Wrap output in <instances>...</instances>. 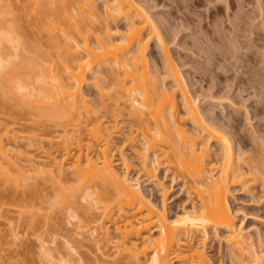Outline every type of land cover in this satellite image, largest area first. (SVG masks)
<instances>
[{
    "label": "bare ground",
    "instance_id": "6f19581e",
    "mask_svg": "<svg viewBox=\"0 0 264 264\" xmlns=\"http://www.w3.org/2000/svg\"><path fill=\"white\" fill-rule=\"evenodd\" d=\"M98 1L0 0V103H5L7 98L17 99L29 110L30 117L58 120L57 124L63 126L64 132L57 135L58 141L48 140L57 141L56 146L61 144L64 147L61 157L56 155L57 149L55 156L46 150L43 157L38 158L35 154L38 151L33 154L38 148L34 147L41 143L36 139V133L29 135L23 144L15 135L11 137L2 133L0 128V177L24 191L31 182L38 184V180L28 172L47 168L53 193L61 189L62 203L70 202L67 219L76 218L83 227L91 223L95 225L90 228L91 235L97 234L94 244L108 241L110 227L105 220L111 217L110 222L114 219V239L117 237L119 250V259L114 262L118 264H141L138 263L141 257H144V264H214L206 245L211 234L218 236L220 233L226 234L237 254L241 253L238 256L245 255L251 264H264V258L236 226L229 200L231 184L238 179L245 180L240 163L246 159L235 158L237 155L231 138L223 135H227L228 129L216 128L215 117L206 115L193 99L189 85L169 54L165 42L169 31H164L160 23L158 26L148 8L137 0ZM23 16L31 18L29 26L36 29L34 38L28 32L29 28L23 27ZM153 38L164 52V60L161 68L154 64L152 70L148 49ZM41 40L53 49L52 53L44 49ZM94 70L111 79H108L110 86L109 83L103 85L106 82L103 76L95 77L97 81L94 80L93 85L99 89V96H104L100 102L104 100L106 105L104 102L98 104L107 107L110 95L111 105L115 99L123 104L126 101L124 105L127 106L129 103V109L134 110L146 128L141 133L146 152L153 151L156 161L171 163L174 160L178 166L174 168H180L181 174H186L183 176L188 179L185 183L198 200L191 210L185 208L176 216H170L164 203L161 205L150 200L143 189L140 173L130 177L131 167L123 156L124 159L121 157L120 160H125L122 161L125 165L119 166L121 161L115 160L111 150L113 128H118L116 122L119 120L115 121V118L114 127L113 123L108 125L111 120L107 123L100 116L95 120L92 116L96 111L83 90V86L90 83L89 75ZM104 70L109 75L103 73ZM168 79L172 83L171 89L161 85ZM100 82H103L101 86ZM105 86H108V91ZM105 96H108L107 100ZM117 103L114 107L118 113L122 103H118L119 106ZM183 112L187 118L183 117ZM187 120H190V127H187ZM65 122L76 125L77 132L73 131L75 126L71 129L73 134L68 132ZM86 133L88 139L84 147ZM212 138L223 147V152H216L213 159L208 148V141ZM74 139L76 143L72 142ZM74 145L77 148H73ZM259 156V163L263 159L264 164V156ZM71 158L73 161L65 167ZM21 160L27 164L22 165ZM67 168H72L76 176H87V181H105L104 184L113 189L107 196L97 194L91 198L96 191L93 187L87 188L77 200L73 199V191L70 193L71 201L63 184ZM214 171L219 172L218 176ZM42 190L36 186V192ZM162 191L167 193L165 188ZM25 195L24 203H32L42 196H30V192L29 196ZM88 198H91V204L83 205ZM196 237L200 240L195 241ZM71 241L63 246L70 252L68 255L76 249ZM128 258L131 259L126 261ZM85 263V260L79 261V264Z\"/></svg>",
    "mask_w": 264,
    "mask_h": 264
},
{
    "label": "rangeland",
    "instance_id": "374dc122",
    "mask_svg": "<svg viewBox=\"0 0 264 264\" xmlns=\"http://www.w3.org/2000/svg\"><path fill=\"white\" fill-rule=\"evenodd\" d=\"M137 1L148 8L157 25L160 23L159 25L164 31H169V37L165 36L169 54L177 63V67L189 85L193 99L196 100L199 108L206 115L211 114L215 117L214 126L216 128L228 129L227 135L226 133L223 135L231 138L237 155L235 158L238 159L240 156L239 159L245 157L247 160L242 162L244 164L240 163L245 180L239 181L238 179V182L234 181L231 184L229 200L236 226L248 237V242L254 245L258 254L264 258V169L262 166L264 164H262V158L261 164L259 163L260 158H257L259 155L264 156V0ZM98 3L101 1L99 0ZM30 19L29 16H23L21 23L24 28H29L28 32L34 38L36 29L29 26ZM41 41L44 49H48L47 51L52 53L53 49L45 44L44 40ZM158 45L159 43L153 38L148 49L149 65L152 70L155 65L160 68L163 65L164 52ZM103 73L109 75V72L105 70ZM92 74L89 75L90 83L83 86V90L91 107L96 111L92 116L95 117V120L100 116L107 123L111 120L109 126H112V123L113 127L114 124H118V128H113L111 143L115 160L120 162L122 156L125 158L127 162L123 160V157L122 161L131 167L130 177H136L140 173L143 189L147 192L150 200L161 205L164 203L170 216H176L185 208L191 210L193 205L198 204V200L185 183V180L188 179L183 176L186 174L182 175L183 172L181 174L180 168H174L177 166L173 163L174 160L170 161L172 164L163 162L160 160L161 157L160 161H156L157 158L153 151L146 152L147 146L144 138L142 139L143 134H141L146 128L139 119L140 117L136 116V113L134 114V110L129 109V103H127L128 106L124 105L125 100L123 104L122 101L118 102L115 99V103H122L119 108L121 111L118 110L117 113V108L114 107L115 103L111 105L113 103L110 99L111 95L108 100V96H105L108 106H104L106 105L104 100V103L100 102V98L103 99L104 96L100 94V97L99 89L93 85L95 77L101 74L95 70ZM104 75L101 76L105 78ZM108 79L105 78V83L100 82V86L102 83L103 85L109 83L111 86ZM161 85L169 88L172 83L168 79ZM105 88L106 91L109 90H107L108 86ZM178 98L180 101L179 95ZM98 102L104 105L101 106L102 104H98ZM179 107L181 108V101ZM26 109L25 105L20 104L14 98H7L5 103H0L2 133H8V136L11 137L15 135L19 143L23 144L26 143V138L29 135L36 133V139L41 143L34 147L38 148L33 154L38 151L39 153L35 154L41 158L46 150L50 151L49 153L52 152L51 154L54 156L58 151L60 153L57 152L56 155L61 157L64 147L61 144L56 146L58 141L56 137L60 133L64 134V132L62 133L63 126L57 124L58 120L55 122L45 118L34 119L33 116L30 117L31 113ZM179 112L181 114V110ZM182 115L187 118L184 112ZM114 120H119V123H115ZM33 121L36 122L33 123ZM188 122L190 123V120H187V127H190L191 124L188 125ZM65 124L67 123L65 122ZM67 125L66 128L70 130L68 132L71 134L73 131L77 132L76 125H74L75 127ZM50 138L57 141L50 142L48 141ZM83 139L85 147L88 138L86 136ZM72 142L74 143L75 139ZM208 142L211 159L215 157L216 152H223L222 144H218L217 139L212 138ZM145 146L146 148H144ZM74 147L77 148L75 145ZM169 153L172 154V152ZM144 156L148 158L144 160ZM172 159L170 156V160ZM70 161L72 162L73 159L68 160L65 167L69 166ZM144 161H147V168H145ZM121 162L118 163L119 166L124 167V162ZM20 163L27 164L22 160ZM167 163L169 164L167 165ZM67 169L63 175V184L65 189L67 188L64 190L70 195L71 201L73 197L70 193L73 191L75 194L73 199L77 200V197L83 195L87 188L93 187L96 191L91 198L97 194L107 196L113 189V187L104 184L105 181L97 179L98 182L94 179L87 181V176L84 178L78 175V177L74 175L72 168ZM39 170V172H28L29 176L38 180V184L35 185L34 182H31L30 185H27L26 192L21 187H13L14 184L12 185L0 177V264H79L80 260H85V264H118V262H114L115 259H119V250L116 246L118 240L117 237L114 239L116 231L114 223H112L114 219L112 218L113 220L110 222L111 217L108 221L105 220L110 227V240L108 239L107 242L100 245L94 244L97 234L91 235L90 231L95 225L91 223L83 227L80 226L81 224L79 225L80 222L76 218V221L72 217H70L72 220H68L67 208L70 202L62 203L60 197L63 196L59 192L61 189L57 190L58 194L53 193L51 181L46 174L48 169L44 167ZM216 172L218 171L213 173L218 176L219 172ZM36 186L44 190L36 192ZM163 188L167 190L166 194L163 193ZM29 192L30 196L37 197L39 194L42 196L35 198L32 203L27 201L24 203L23 196H29ZM91 198L84 201L83 205L91 204L89 201ZM78 211L81 213L80 210ZM225 235L222 233L218 236L211 234L210 241L207 242L206 251L214 264H251L245 255L238 256L240 252L237 254V249L235 250ZM196 238L195 241L200 240L199 237ZM67 241H71V244L76 248L72 255H68L70 252L63 247L68 245ZM143 258L141 257L138 263L144 264ZM130 259L128 258L126 261ZM100 260L101 263H99Z\"/></svg>",
    "mask_w": 264,
    "mask_h": 264
}]
</instances>
